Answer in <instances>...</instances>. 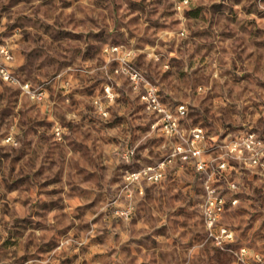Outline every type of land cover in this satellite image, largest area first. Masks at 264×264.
<instances>
[{"label": "rangeland", "instance_id": "rangeland-1", "mask_svg": "<svg viewBox=\"0 0 264 264\" xmlns=\"http://www.w3.org/2000/svg\"><path fill=\"white\" fill-rule=\"evenodd\" d=\"M2 43L0 264H264V0H0Z\"/></svg>", "mask_w": 264, "mask_h": 264}, {"label": "built area", "instance_id": "built-area-1", "mask_svg": "<svg viewBox=\"0 0 264 264\" xmlns=\"http://www.w3.org/2000/svg\"><path fill=\"white\" fill-rule=\"evenodd\" d=\"M13 56L14 55H13L11 48L9 47L8 44H5V43L0 44V72L3 74V76L6 79H11V80L15 81L16 78L13 77V75L10 73L9 69L1 64V60L7 61V60L12 59ZM27 86H28V84H27ZM246 143H247L248 147L251 148V150H252L251 154L252 155L246 156L245 154L243 155V153H240V156H242L243 158H245V160H248L252 163H253V161H255L254 163L264 164V161L259 157L260 152H259V149L254 145V142H249V140H247ZM239 148L242 151V146H239Z\"/></svg>", "mask_w": 264, "mask_h": 264}]
</instances>
